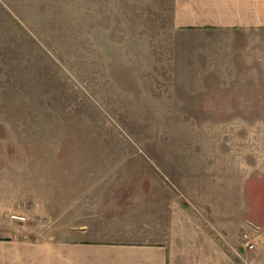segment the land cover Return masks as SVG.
Instances as JSON below:
<instances>
[{
  "label": "rangeland",
  "instance_id": "rangeland-1",
  "mask_svg": "<svg viewBox=\"0 0 264 264\" xmlns=\"http://www.w3.org/2000/svg\"><path fill=\"white\" fill-rule=\"evenodd\" d=\"M199 28L173 0H0V237L181 230L189 264H264V38Z\"/></svg>",
  "mask_w": 264,
  "mask_h": 264
},
{
  "label": "crops",
  "instance_id": "crops-1",
  "mask_svg": "<svg viewBox=\"0 0 264 264\" xmlns=\"http://www.w3.org/2000/svg\"><path fill=\"white\" fill-rule=\"evenodd\" d=\"M173 12L176 24L200 27L203 31H222L245 41L252 53H257L255 49L263 46V42L258 46L256 39L261 42L264 38V0H173ZM84 229L82 226L70 228L78 234H84ZM181 233L176 230L174 239L149 242L93 240L95 238L78 235L57 246L55 242L0 237V264H33V261L36 264V254L41 253L51 260L49 254L54 256L56 251L62 252V264H189L191 250L186 247L191 242L184 240ZM28 248L33 250L35 258L26 255ZM211 248L214 249L213 245Z\"/></svg>",
  "mask_w": 264,
  "mask_h": 264
},
{
  "label": "built area",
  "instance_id": "built-area-1",
  "mask_svg": "<svg viewBox=\"0 0 264 264\" xmlns=\"http://www.w3.org/2000/svg\"><path fill=\"white\" fill-rule=\"evenodd\" d=\"M242 240H243V245L244 246L251 247V244H248L247 235L243 234L242 235Z\"/></svg>",
  "mask_w": 264,
  "mask_h": 264
}]
</instances>
